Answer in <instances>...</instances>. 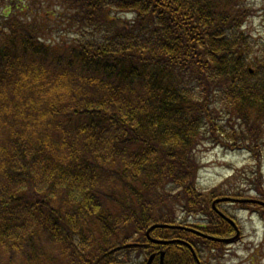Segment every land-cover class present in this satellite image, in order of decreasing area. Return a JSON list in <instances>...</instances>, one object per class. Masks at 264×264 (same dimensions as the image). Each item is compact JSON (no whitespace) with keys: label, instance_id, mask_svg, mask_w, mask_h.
<instances>
[{"label":"trees","instance_id":"1","mask_svg":"<svg viewBox=\"0 0 264 264\" xmlns=\"http://www.w3.org/2000/svg\"><path fill=\"white\" fill-rule=\"evenodd\" d=\"M52 1L73 30L47 42L52 2L0 0V264H145L158 248L164 264H197L184 241L205 238L145 233L214 229L193 225L206 218L232 231L199 188L196 152L264 138L252 0Z\"/></svg>","mask_w":264,"mask_h":264},{"label":"rangeland","instance_id":"2","mask_svg":"<svg viewBox=\"0 0 264 264\" xmlns=\"http://www.w3.org/2000/svg\"><path fill=\"white\" fill-rule=\"evenodd\" d=\"M45 1L52 2L46 7L48 11H51L48 21L51 32L46 41L49 42L54 38H66L73 30L61 23L66 11L62 8H57L62 6L52 0ZM261 4L260 0H252L249 15L246 17L243 25L245 32L249 33L252 37L251 48L253 51L260 50L264 41ZM35 5L37 10H39L40 5L37 2ZM31 10L37 11L36 9ZM126 17L130 18V14H127ZM58 21H60L59 25H55ZM47 95L44 93V97ZM7 131L8 127L6 125L0 126V139H2L1 136H4ZM196 154L199 159L198 183L200 190L203 192L212 191L213 198L218 196L219 193L233 194L232 197L236 198V202L221 201L215 203V206L211 205V207L218 215L217 209L233 218L240 228V236L232 242L226 243L225 250L223 248V250H217L214 246L212 247V241L220 242L222 239L212 238L229 239L233 237L232 234L234 232L232 230L223 235L222 232L216 230V224L205 217L206 220H198L193 224H200L196 225L198 227L203 226L205 228L211 226L210 228H214L208 231L200 228L201 235L205 237L207 235L205 239L208 240L202 246L203 249H199L200 251L203 250L202 255L200 256L199 254L198 245L184 241L185 244L190 248L193 255L201 257L202 260L199 258L197 260L199 264H201L200 262L204 264H264V208L251 204L250 201L253 200L248 199V197L264 199V138L257 143L245 142L235 148L228 145L223 147L204 142L200 144ZM36 187L40 190L44 188L39 181H37ZM70 192L73 197H80L78 196L79 189L77 186H73ZM209 203H211V200ZM177 214L183 217L184 212L178 209ZM187 214L185 212V215ZM194 216L197 218L188 216V219L191 221L202 219L200 215ZM183 218L186 217L184 216ZM223 219L227 220L226 218ZM179 257L180 253L177 254L175 252L170 254L168 256L169 264H171V261L179 259ZM142 259L147 264L148 257L143 255ZM164 262L165 257H162V263L164 264ZM158 263H160V259ZM68 264L75 263L68 262Z\"/></svg>","mask_w":264,"mask_h":264},{"label":"water","instance_id":"3","mask_svg":"<svg viewBox=\"0 0 264 264\" xmlns=\"http://www.w3.org/2000/svg\"><path fill=\"white\" fill-rule=\"evenodd\" d=\"M230 197H220V198H216V199H214L213 201H212V205L213 206H215V202L216 201H219V200H224V199H229ZM260 203H262L263 204V202H260ZM217 211H218V213L220 214V215H222L224 218H226L227 220H229L234 226H235V224H234V222L230 219V218H228L226 215H224L221 211H219L218 209H217ZM164 224H154V225H151L148 229H147V231H146V233H147V235L149 234V231L152 229V228H154V227H157V226H163ZM200 234H201V232H199ZM237 234H238V230L236 231V234H235V236H237ZM234 236V237H235ZM206 237H207V235H206ZM208 238H212V237H208ZM151 239V241H153V242H159V243H166L167 241H170V240H164V239H154V238H150ZM212 239H219V240H228V239H223V238H212ZM229 239H231V238H229ZM153 257V254H151L150 256H149V258H148V262H147V264H149L150 263V261H151V258ZM162 257H163V251L161 252V254H160V264H162Z\"/></svg>","mask_w":264,"mask_h":264}]
</instances>
